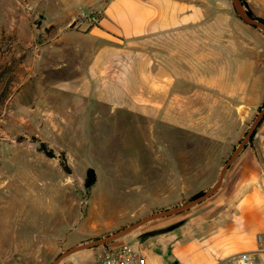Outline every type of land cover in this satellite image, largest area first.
Wrapping results in <instances>:
<instances>
[{
	"label": "rangeland",
	"instance_id": "rangeland-1",
	"mask_svg": "<svg viewBox=\"0 0 264 264\" xmlns=\"http://www.w3.org/2000/svg\"><path fill=\"white\" fill-rule=\"evenodd\" d=\"M202 3L204 22L218 27L220 38L253 43L255 37L246 29L262 35L260 29L238 17L232 0ZM81 13L99 18L98 11L78 9L77 23H89L78 22ZM35 21L42 22L40 18ZM52 30L49 26L22 38L45 42L51 39ZM19 38L16 31L0 30V264H52L72 247L109 236L154 212L184 204L198 192L206 193L262 107L247 119L236 118L233 125L231 115L220 112L217 140L203 134L206 128L199 122L207 113L202 112L187 114L188 119L196 117L197 121L185 135L166 137L156 118L148 119L126 109L112 111L106 118L98 115L96 103L93 111L74 97L56 95L53 103H48L45 100L50 97L25 94V87L34 83L28 71V66L33 67L34 48H20L16 42ZM21 51L24 53L19 58ZM10 68L16 70L13 82ZM253 132L255 136L257 128ZM252 138L245 144L250 151ZM41 143L52 151V157L39 150ZM172 155H184L181 164L187 168L216 167V172L211 176H188V191H172V187L162 185L168 177L160 172L174 168L179 161V157L172 160ZM234 162L228 169L244 163L240 165V159ZM88 168L94 170L95 182L86 190ZM231 174L229 171L227 178H233ZM221 190L226 191L224 186ZM220 192L218 188L213 197L187 211L148 221L108 243L127 242L143 254H161L164 264H210L224 253L218 226L180 225L190 218L223 214L224 206L212 202ZM230 206L234 209V203ZM172 233L177 240L168 249L167 239ZM256 238L259 241V235ZM101 245L71 253L55 264L75 260L90 264ZM234 248L238 249L236 244L228 246L227 251ZM251 264H262V257L253 256Z\"/></svg>",
	"mask_w": 264,
	"mask_h": 264
},
{
	"label": "crops",
	"instance_id": "crops-1",
	"mask_svg": "<svg viewBox=\"0 0 264 264\" xmlns=\"http://www.w3.org/2000/svg\"><path fill=\"white\" fill-rule=\"evenodd\" d=\"M246 1L252 15L264 20V0ZM24 2L31 5V12L24 9ZM202 2L0 0V30L16 31L20 48H34L33 67L28 66L34 83L25 87V94L50 97L45 100L48 103H53L56 95L74 97L93 111L98 104V115L106 118L117 109L156 118L166 137L185 135L188 127L196 126V117L189 115L188 119V113H207L199 122L206 128L203 134L217 140L220 112L230 114L233 125L236 118L247 119L264 106V32L261 35L246 29L255 37L253 43L220 38L219 28L204 22ZM78 9L98 11V22L77 23ZM37 18L42 22L37 23ZM49 26H53V33L45 42L22 38ZM73 60L76 62L71 63ZM15 73L10 68L11 82ZM256 128L251 151L245 145L233 161L244 163L227 168L219 186L221 192L212 199L224 206V213L190 218L180 225L218 226L224 253L210 264L226 262L242 252L251 258L262 257L264 264V118ZM171 158L177 160L173 155ZM178 159L174 168L160 171L168 177L162 185L172 187V191H188V176L216 172V167L187 168L181 164L184 155ZM229 171L233 178H227ZM233 203L234 209L230 206ZM176 240L172 233L167 239L168 249ZM235 244L238 249L227 251ZM144 255L147 264H164L161 254L146 251Z\"/></svg>",
	"mask_w": 264,
	"mask_h": 264
},
{
	"label": "water",
	"instance_id": "water-1",
	"mask_svg": "<svg viewBox=\"0 0 264 264\" xmlns=\"http://www.w3.org/2000/svg\"><path fill=\"white\" fill-rule=\"evenodd\" d=\"M232 3H233L234 9H235L238 17L244 23H246L247 25H250L252 27L258 28L262 32H264V23L248 16V14L241 7L239 0H232ZM262 118H264V106L261 107L260 111L257 113L254 120L252 121L249 129L247 130V132L244 134V136L240 140L238 146L234 149L231 156L229 157L227 162L224 164V166L220 170L219 178L217 179V181L215 182V184L213 185V187L209 191H207L206 193H204L203 195H201L199 197H196L194 199H190L189 201L185 202L184 204L178 205V206L170 208V209L154 212V213L144 217L143 219H141L135 223H132L126 227H123L122 229H119L118 231L114 232L113 234H111L109 236H106V237L101 238V239H96L90 243L83 244L81 246L72 247L71 249H69V250L65 251L64 253H62L61 255H59V257L52 264H55L59 259L65 257L71 253L81 251V250H85V249H88L90 247L98 246V245H101L104 243H108V242L117 240V239L125 236L126 234H128L129 232L134 230L135 228L143 225L144 223H146L148 221L158 219V218H162V217H166V216H170V215H174V214L180 213L182 211H185V210L191 208L192 206H194L195 204L200 203L205 198L211 196L219 188L221 181H222V178H223V175H224V172L226 171L228 166L234 161V159L239 154V152L243 149L245 144L248 142V140H249L250 136L252 135L254 129L257 127L258 123L261 121Z\"/></svg>",
	"mask_w": 264,
	"mask_h": 264
},
{
	"label": "built area",
	"instance_id": "built-area-1",
	"mask_svg": "<svg viewBox=\"0 0 264 264\" xmlns=\"http://www.w3.org/2000/svg\"><path fill=\"white\" fill-rule=\"evenodd\" d=\"M23 7L27 12L32 11L31 5L26 2L23 3ZM77 20L78 22L88 21L93 24L98 22V17L81 13ZM251 261L250 254L242 252L231 256L226 262L219 264H251ZM67 264H80V261L75 260ZM90 264H147V261L142 250L130 243L120 242L117 244L107 243L97 247Z\"/></svg>",
	"mask_w": 264,
	"mask_h": 264
},
{
	"label": "trees",
	"instance_id": "trees-1",
	"mask_svg": "<svg viewBox=\"0 0 264 264\" xmlns=\"http://www.w3.org/2000/svg\"><path fill=\"white\" fill-rule=\"evenodd\" d=\"M240 1H241L242 5L246 8V13L248 14V16H250L253 19L259 20L262 23H264V20L259 19V18H255L252 15V13L250 12L249 8L247 7V3L244 0H240ZM253 135H254V132L250 136V139L252 138ZM39 150L44 152L47 156H51V157L53 156L52 151L46 149L45 145L42 144V143L39 145ZM94 182H95V172H94V170L92 168H88L86 170L85 179H84V187H85V189L88 190L89 188H91L93 186ZM201 195H203V192H198L191 199H194V198L199 197Z\"/></svg>",
	"mask_w": 264,
	"mask_h": 264
}]
</instances>
